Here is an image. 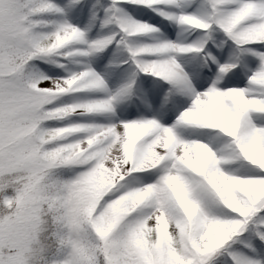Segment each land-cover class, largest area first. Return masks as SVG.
Listing matches in <instances>:
<instances>
[{
	"label": "snow or ice",
	"instance_id": "snow-or-ice-1",
	"mask_svg": "<svg viewBox=\"0 0 264 264\" xmlns=\"http://www.w3.org/2000/svg\"><path fill=\"white\" fill-rule=\"evenodd\" d=\"M80 3L0 0V264H264L249 242L264 243V0H109L85 28L67 18ZM209 41L257 59L245 87L223 83L238 65ZM110 48L131 68L114 90V61L91 62ZM142 74L168 85L161 106L121 118ZM209 225L229 229L218 246L201 242Z\"/></svg>",
	"mask_w": 264,
	"mask_h": 264
},
{
	"label": "rangeland",
	"instance_id": "rangeland-1",
	"mask_svg": "<svg viewBox=\"0 0 264 264\" xmlns=\"http://www.w3.org/2000/svg\"><path fill=\"white\" fill-rule=\"evenodd\" d=\"M57 3L64 5L66 0H57ZM109 3V0H91L90 4L82 2L75 10L69 11L68 19L71 20L73 24L79 25L81 28H85L91 19V14L96 12L100 17L104 15V7ZM138 6L128 5V10L132 12L139 20H145L150 24L158 26L161 31L169 38L175 39L176 37V27L174 24L169 21L161 18L156 13L152 12L150 9L145 8L143 12L137 13L135 9ZM98 32H100L99 21H96L94 27L92 28L90 35L95 37ZM216 44H219L220 41L226 39L223 33H218L214 37ZM212 41H209L208 50H211L214 55L217 56L221 63H237V67L231 70L225 77L223 83L227 84L229 87H245L247 84V78L251 75L252 70L257 67L258 61L255 57L250 54L239 52L233 53L230 49L233 47L231 41H228L224 47L218 48ZM257 45H253L256 47ZM115 49L110 48L105 51L99 57H93L91 62L93 67L98 71H102L106 65L109 64L110 60L114 61V66L111 71L106 73V78L111 89H116L119 85L125 83L130 75L131 68L128 65L123 67L117 66L119 61L123 58V54L114 55ZM203 63V54L200 56H195L191 58V62L187 66V71L192 73L193 68L196 65ZM214 67V66H211ZM209 69L206 67L203 71L207 72ZM55 72H61L60 69H54ZM63 74V73H61ZM156 78L151 75H140L139 79L136 82V87L134 88L132 94L127 97L120 105L117 107V114L123 118L129 116L130 118L137 112L145 113L147 103L151 104L153 109H159L164 97L165 92L167 91L168 85L163 82L155 83ZM211 81H209L210 83ZM71 85H69L70 87ZM151 115L152 113H147ZM171 115V113H169ZM172 119H175V116H172ZM139 134V130L130 127L128 129V136L130 143L134 142L136 137ZM258 158L264 157V150H257ZM248 163V162H243ZM238 166V165H237ZM244 169L240 168L238 174L243 175ZM262 187V186H261ZM258 188V194H264V191H260L262 188ZM264 189V188H263ZM227 228L225 225H209L207 232L204 237L201 238L202 241H209L213 246L218 239L222 237L221 229ZM241 239L249 241V234L246 233ZM208 242V243H209ZM251 242L257 249V252L260 256H264V243L260 242L259 239H252ZM237 248H241L242 245L237 243L235 245ZM248 251L247 249H244ZM229 264L231 262L229 261Z\"/></svg>",
	"mask_w": 264,
	"mask_h": 264
},
{
	"label": "clouds",
	"instance_id": "clouds-1",
	"mask_svg": "<svg viewBox=\"0 0 264 264\" xmlns=\"http://www.w3.org/2000/svg\"><path fill=\"white\" fill-rule=\"evenodd\" d=\"M137 2L151 4V3L156 2V0H137ZM76 35L77 34L73 32L71 34H67L63 38H57L56 41H55V45L59 46L60 44H62L64 42L65 39H71L72 37H74ZM260 36L264 37V32L260 33ZM254 79H258V82L260 84L264 85V75H261L260 77L254 78ZM233 95L237 99L238 104L240 105L241 108L246 107L247 104L249 103V102H247V101H245L243 99V94L242 93H234ZM252 103H255L257 106H259L260 108L264 109V102L254 101ZM226 130H228V129H226ZM257 162L261 163V164H264V157L259 158L257 160ZM261 191H264V189H261ZM221 232H222V237L227 238L229 229L228 228H223V229H221ZM221 242H222L221 239H218L217 242L213 246H210V247L218 246L219 243H221Z\"/></svg>",
	"mask_w": 264,
	"mask_h": 264
},
{
	"label": "trees",
	"instance_id": "trees-1",
	"mask_svg": "<svg viewBox=\"0 0 264 264\" xmlns=\"http://www.w3.org/2000/svg\"><path fill=\"white\" fill-rule=\"evenodd\" d=\"M90 1H91V0H82V2H85L86 4H87V3H90ZM261 188L263 189L264 186H262ZM256 191H257L258 193H260V192H259V189H256ZM260 191H261V190H260ZM201 242L204 243L207 247L212 246V245L210 244L209 241H202V240H201ZM208 242H209V243H208Z\"/></svg>",
	"mask_w": 264,
	"mask_h": 264
}]
</instances>
